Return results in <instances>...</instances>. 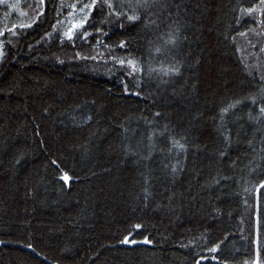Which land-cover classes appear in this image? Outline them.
<instances>
[{
  "label": "trees",
  "instance_id": "1",
  "mask_svg": "<svg viewBox=\"0 0 264 264\" xmlns=\"http://www.w3.org/2000/svg\"><path fill=\"white\" fill-rule=\"evenodd\" d=\"M0 264H264V0H0Z\"/></svg>",
  "mask_w": 264,
  "mask_h": 264
}]
</instances>
